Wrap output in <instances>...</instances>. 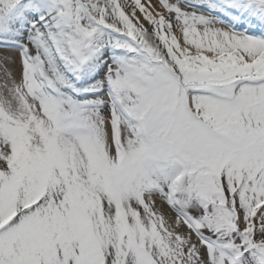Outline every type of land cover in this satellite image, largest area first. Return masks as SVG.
<instances>
[{"label":"snow or ice","instance_id":"1","mask_svg":"<svg viewBox=\"0 0 264 264\" xmlns=\"http://www.w3.org/2000/svg\"><path fill=\"white\" fill-rule=\"evenodd\" d=\"M0 264H264V0H0Z\"/></svg>","mask_w":264,"mask_h":264}]
</instances>
